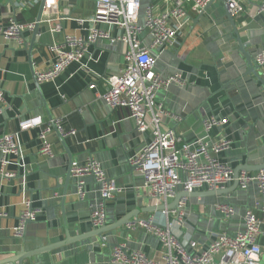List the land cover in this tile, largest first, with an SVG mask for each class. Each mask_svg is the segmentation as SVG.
I'll return each instance as SVG.
<instances>
[{
	"label": "crops",
	"instance_id": "obj_1",
	"mask_svg": "<svg viewBox=\"0 0 264 264\" xmlns=\"http://www.w3.org/2000/svg\"><path fill=\"white\" fill-rule=\"evenodd\" d=\"M40 1L19 10L20 0H13L15 6L8 0H0V24L9 23L15 14L19 22L36 23ZM95 2L60 0L53 16L59 20L48 23L45 16L42 19L41 34L34 40L32 62L29 52L33 31L25 33L22 44L0 38V85L6 97L0 135L19 132V123L24 119L40 116L46 125L51 123L43 104L45 100L64 131H76L74 137L67 138V148L74 162L82 164L93 157L101 163L107 176L124 188V192L107 205V225H110L149 204L143 190L144 177L128 162L130 156L142 148L145 138L137 132L128 109L112 110L98 97L107 90L103 77L117 76L123 69L125 45L119 42L111 50L106 42L91 45L84 60L88 69L72 64L54 81L40 83L42 94L35 83L36 74L54 62L50 51L53 41L63 39V34L54 35L52 28L59 24L63 33L85 37L86 30L73 19L91 16ZM263 2L244 0V12L234 18L241 42L254 59L264 50V15L251 18L249 13ZM150 6L156 13L166 7L164 0H143L140 22ZM188 11L190 21L178 36L176 46L153 51L158 57L156 72L160 77L180 74L185 81V86L174 84L157 94L156 100L179 118V121L169 119L167 126L177 133L182 143L191 142L204 136L205 118H226L227 125L212 129L209 135L210 142L221 135L232 140L231 148L221 154L220 159L234 170L245 164L264 165V66L258 72L259 78L248 74L234 27L221 2L210 3L200 11L188 7ZM102 28L109 29L108 26ZM110 30L116 36L122 35L118 29ZM140 40L149 46V32L144 31ZM40 130L34 128L20 133L22 162L27 170H20L17 160L12 158L14 162L9 169L15 171L17 177L5 180L0 176V209L8 214L0 218V260L13 257L23 247L31 252L66 241L67 233L73 238L70 243L50 253H41L32 263L25 264H111V252L118 244H126L129 250H142L150 258L156 257L161 249L160 242L143 228L124 226L107 233V247H101L100 238L94 234L90 223L91 206L98 200L99 186L87 178L86 199H78L75 181L69 176L66 148L53 130L48 139L55 156L41 155ZM259 198L255 183L246 190L238 187L228 196L189 198L182 231L184 238L205 247L219 234L234 236L244 228L246 210L255 208ZM25 200H32L34 207L43 210V215L26 224L24 236L17 238L14 229L24 211ZM218 203L234 207V217L225 220L215 208ZM257 213L264 219L259 210ZM155 215L164 220L160 213ZM150 217L140 215L145 220ZM258 243L264 262V236Z\"/></svg>",
	"mask_w": 264,
	"mask_h": 264
},
{
	"label": "built area",
	"instance_id": "obj_2",
	"mask_svg": "<svg viewBox=\"0 0 264 264\" xmlns=\"http://www.w3.org/2000/svg\"><path fill=\"white\" fill-rule=\"evenodd\" d=\"M211 1L164 0L166 7L161 12H154V7L150 6L145 12L143 22H140L143 0H96L95 11L91 16L73 19L86 30L85 37L63 33L59 24L52 28V33L63 34V39L54 40L50 46L54 56L53 64L36 74L39 83L54 81L72 64L87 68L84 60L89 46L106 42L111 50L117 43L123 42L126 48L125 65L119 75L103 77L107 90L98 97L112 110L128 109L137 132L145 138L142 148L130 156L128 162L144 177L143 190L149 200L148 206L170 204L179 192L189 194L221 190L234 182V169L219 157L231 148L232 140L221 135L210 142L209 136L212 129L227 125L228 119L215 116L205 118L204 136L182 143L177 133L167 126L169 119L179 121L178 116L156 100L161 90L174 84L185 86V81L180 74L160 77L156 72L158 57L153 51L173 49L178 42V36L190 21L188 7L200 11ZM38 2L39 0H20L18 8L24 10ZM243 2L244 0H226L231 17L236 18L244 12ZM59 4L60 0H46V22L59 20L58 17H53ZM260 15H264V2L256 5L249 13L251 18ZM102 26H108L109 29L105 30ZM110 28L122 31V35H114ZM34 29L35 23L19 22L15 14L9 23L0 24V38L22 44L25 33ZM144 31H148L151 37L149 46L140 40ZM255 61L264 66V50L257 54ZM5 107V92L0 85V118ZM55 123L63 137L76 135L75 130L65 132L60 121L55 120ZM34 128H41L38 137L40 154L50 158L55 156L48 139L53 131L52 124L46 125L40 116L21 120L19 132L0 135L2 179L12 180L17 177L16 172L9 169L14 162L12 158L17 160L20 170H27L26 164L22 162L20 133ZM71 177L75 181L76 195L82 201L87 196V178H91L99 186L98 200L91 206L90 223L94 229L105 227L107 205L123 193L124 188H120L115 180L110 179L101 163L93 157L82 164L74 162ZM238 183L241 190L257 184L260 198L255 203V208L246 210L243 216L244 228L234 236L219 234L205 247L190 238H184L182 231L189 198L183 197L177 210L159 212L164 217L163 221L153 213L149 219L132 221L127 225L129 229L143 228L158 238L161 249L156 257L150 258L142 250H129L126 244H118L111 252V264H264L263 250L258 243V239L264 236V219L257 213L259 210L264 215V171L255 174L241 172ZM24 207L19 224L14 229L17 238L24 236L28 222L37 221L43 215V210L34 207L32 200H25ZM215 208L225 220L232 219L236 214L234 207L227 203H218ZM7 215L4 209H0V218ZM107 242V236L103 235L101 247L106 248Z\"/></svg>",
	"mask_w": 264,
	"mask_h": 264
},
{
	"label": "water",
	"instance_id": "obj_3",
	"mask_svg": "<svg viewBox=\"0 0 264 264\" xmlns=\"http://www.w3.org/2000/svg\"><path fill=\"white\" fill-rule=\"evenodd\" d=\"M221 2L224 5V9L226 11V15L227 18L229 20V22L233 25L234 27V34L236 35V41L239 45V52L244 56L246 63L248 65V74L249 75H254L257 78H259V74L258 72L262 69V66L257 64V62L255 61V59L252 57V55H250L246 48L244 47V45L241 42L238 30L236 28V24H235V20L233 17L230 16L229 12H228V8H227V4H226V0H212L211 4L214 2ZM8 2L12 5H14L13 0H8ZM45 5H46V0H41L40 4H39V11H38V16H37V20L35 23V29L33 31V43L30 47V57H31V53L34 47V40L41 34V23H42V19L44 17V11H45ZM15 6V5H14ZM31 62H32V57H31ZM35 83L37 86L38 91L42 94V90L40 87V83L37 80V77L35 76ZM44 107L47 110V114L49 116L50 122L52 124L53 130L57 133V135L59 136L62 144L64 145V147L66 148L68 154H69V176H71V170H72V166L74 164V159L73 156L70 154L68 148H67V138L63 137L62 134L60 133L56 123H55V119L52 116L50 110L47 108V105L45 103V100L43 101ZM133 170H136L135 167H132ZM259 171H264V165H260V166H250L248 164H245L243 166H239L234 170V182L233 184L226 188V189H221V190H212V191H196V192H192V193H184V192H179L176 197L174 198V200L167 205L161 204L159 206H147L146 208L143 209H138L137 211H134L128 215H126L123 219L114 222L113 224L110 225H106L105 227L101 228V229H95L94 234L100 238V241H102V236L106 235L107 233H110L112 231L118 230L123 228L124 226L129 225L132 221L134 222H138L140 220H143L142 218H140L141 214H148L151 215L153 213H159L162 212L164 210H177L178 209V205H179V201L181 198L183 197H188V198H203V197H222V196H228L230 195L232 192L236 191L238 189V178L241 172H246V173H251V172H259ZM63 201H65L66 199V191L64 192V196H63ZM32 222V221H31ZM28 222V223H31ZM27 223V224H28ZM73 238L70 237V235L67 233V239L66 241H61L58 244H54V245H49L45 248H41L38 250H34L31 252H26L24 250V247L15 253V255L11 258H7L5 260H0V264H25V262H29L32 263L33 259L35 256L40 255L41 253L44 252H52L53 250H56L64 245H66L67 243H70V241Z\"/></svg>",
	"mask_w": 264,
	"mask_h": 264
},
{
	"label": "bare ground",
	"instance_id": "obj_4",
	"mask_svg": "<svg viewBox=\"0 0 264 264\" xmlns=\"http://www.w3.org/2000/svg\"><path fill=\"white\" fill-rule=\"evenodd\" d=\"M50 1H52V0H50Z\"/></svg>",
	"mask_w": 264,
	"mask_h": 264
}]
</instances>
